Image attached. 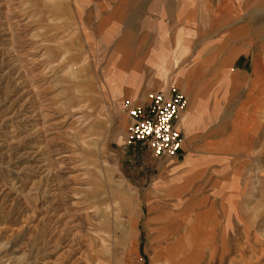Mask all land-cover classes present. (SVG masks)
Returning a JSON list of instances; mask_svg holds the SVG:
<instances>
[{
  "label": "rangeland",
  "instance_id": "374dc122",
  "mask_svg": "<svg viewBox=\"0 0 264 264\" xmlns=\"http://www.w3.org/2000/svg\"><path fill=\"white\" fill-rule=\"evenodd\" d=\"M85 1L0 0V264H89L81 259L80 240L103 264L101 230L117 240L108 242L112 264H151L173 230L180 241H192L188 264H264V104L254 139L247 121L230 124L235 106H216L215 90L212 105L197 98L183 114L179 157L161 158L143 143H129L127 112L121 98L107 93L99 52L81 30ZM185 50L173 51L178 68L169 81L190 95L197 66L182 61ZM155 58L159 74L169 73L165 53ZM235 67L249 68V60ZM226 77L222 72L219 80ZM229 125L242 131L235 139L245 149L230 143L231 153L223 155L229 161L224 176L233 178L220 201L226 219L219 213L215 230L181 199L183 175L173 166L186 152L222 140L210 141L217 134L228 137ZM36 192L45 194L47 215L32 205ZM217 197L210 198L216 208ZM105 207L108 218L100 212ZM225 222L232 223L228 243ZM220 225L221 243L205 249L221 236Z\"/></svg>",
  "mask_w": 264,
  "mask_h": 264
},
{
  "label": "crops",
  "instance_id": "0c3cea01",
  "mask_svg": "<svg viewBox=\"0 0 264 264\" xmlns=\"http://www.w3.org/2000/svg\"><path fill=\"white\" fill-rule=\"evenodd\" d=\"M80 16L81 30L90 49L99 52L97 65L106 91L121 98L122 108L125 98L144 97L149 91L164 90L170 85L169 77L178 68L173 51L184 45L181 59L197 66V78L187 95L188 104L177 119L179 128L184 130L181 118L190 112L189 104L198 98L207 99L210 106L217 90L216 106H235L230 124L247 121L246 134L252 139L260 133V106L264 104V0H86ZM160 52L165 53V64L170 68L164 76L159 74L160 63L155 58ZM247 60L249 68L235 67ZM222 72L227 77L220 81ZM107 74L110 75L106 77ZM112 81L117 83L114 89ZM245 104L250 106L244 112ZM239 133L240 129L230 127L228 137L217 134L210 141L222 140L205 142L209 148L201 147L198 152H186L173 166L183 175L181 199L188 207L202 212L204 219L212 220L215 230L218 214L225 218L220 201L233 178L224 176L229 172V161L223 155L231 153L230 143L238 151L245 149L236 143ZM224 139L227 145H223ZM215 173L223 178H215ZM151 189L155 190L154 186ZM216 195L218 208L210 199ZM205 200L207 205L203 204ZM231 222L224 224L226 243ZM224 225L219 226L220 235ZM221 237L207 243L205 249L221 243Z\"/></svg>",
  "mask_w": 264,
  "mask_h": 264
},
{
  "label": "built area",
  "instance_id": "2783aa9c",
  "mask_svg": "<svg viewBox=\"0 0 264 264\" xmlns=\"http://www.w3.org/2000/svg\"><path fill=\"white\" fill-rule=\"evenodd\" d=\"M187 104V94L176 84L149 91L144 97L125 98L127 141L143 143L161 158L179 157L185 139L177 119Z\"/></svg>",
  "mask_w": 264,
  "mask_h": 264
},
{
  "label": "bare ground",
  "instance_id": "6f19581e",
  "mask_svg": "<svg viewBox=\"0 0 264 264\" xmlns=\"http://www.w3.org/2000/svg\"><path fill=\"white\" fill-rule=\"evenodd\" d=\"M125 112V111H124ZM126 113V112H125ZM246 128V127H245ZM185 142V140H184ZM34 183V182H33ZM42 184V183H41ZM40 184V185H41ZM36 187V186H35ZM46 187V186H45ZM12 190V189H11ZM30 190V189H28ZM47 190V189H46ZM55 190V189H54ZM45 191V190H44ZM43 191V192H44ZM28 193V192H27ZM32 194V192H31ZM36 195L33 197V206H35V208H38V209H41L43 210L46 215L49 210V206L46 205V198L44 197L45 194L42 193V195L40 194V192H36L35 193ZM50 194V193H48ZM52 194V192H51ZM29 197V196H28ZM31 198V197H29ZM49 198V197H48ZM27 199V198H26ZM30 204V203H29ZM30 206V205H29ZM103 211V216L104 217H109L108 216V212L109 210L105 207L104 209H100V212ZM55 214V213H54ZM114 214V213H113ZM58 220V219H57ZM101 220V219H100ZM111 220V219H110ZM109 220V221H110ZM117 220V219H116ZM115 220V221H116ZM103 220H101L102 222ZM199 231V228H197V232ZM200 232V231H199ZM191 233H193V231H191ZM170 239L172 241L168 242V245L165 247L164 251H159L157 252L155 255H153L151 257V264H188L190 263L191 261L194 260V258L192 256H190V247H191V243L192 241H188L187 239H184L183 242L180 241L181 239L178 238L179 236V233L178 231L176 230H173L171 231L170 233ZM193 234H196V233H193ZM73 235V234H72ZM76 237V240H78L79 237L75 236ZM119 238L123 239L125 237L124 235V232H120ZM115 236L112 235V232L111 231H103L101 230V239H102V255H103V264L104 262L108 261L109 263L108 264H112V260H111V257H112V252H111V249L112 247L108 245V242L110 241H117L115 240ZM191 239H193V237L191 236ZM75 240V241H76ZM135 242V238L132 237L131 239V243L130 245L128 246V249L126 250L128 253L131 252V247ZM79 243L81 244L79 248L82 249L81 251V254H82V258L83 260H88V263L89 264H96L97 262L94 261V258L90 257V255H92V253L90 254L89 253V250H90V245L88 246V242L85 243V241H79ZM134 247V246H133ZM78 248V247H77ZM92 249V248H91ZM109 249V251H108ZM108 251V252H107ZM92 252V251H91ZM105 253H107V255H105ZM110 253V254H109ZM90 254V255H89ZM87 257L84 259V256ZM95 255V254H94ZM97 260V259H96ZM81 262V261H80ZM78 264V263H77ZM87 264V263H86Z\"/></svg>",
  "mask_w": 264,
  "mask_h": 264
}]
</instances>
